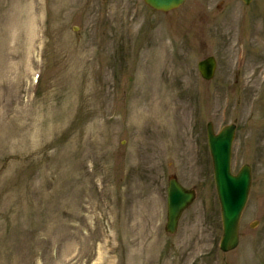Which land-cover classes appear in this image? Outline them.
<instances>
[{
  "label": "rangeland",
  "instance_id": "obj_1",
  "mask_svg": "<svg viewBox=\"0 0 264 264\" xmlns=\"http://www.w3.org/2000/svg\"><path fill=\"white\" fill-rule=\"evenodd\" d=\"M209 121L237 123L252 169L220 255ZM173 175L197 197L169 233ZM263 245L264 0H0V264H264Z\"/></svg>",
  "mask_w": 264,
  "mask_h": 264
},
{
  "label": "water",
  "instance_id": "obj_2",
  "mask_svg": "<svg viewBox=\"0 0 264 264\" xmlns=\"http://www.w3.org/2000/svg\"><path fill=\"white\" fill-rule=\"evenodd\" d=\"M185 0H145L156 10L169 11L178 7ZM250 2V0H245ZM216 61L210 56L199 63V69L207 79L214 74ZM209 141L214 156L217 188L222 204L224 221L223 248L228 250L238 242V222L241 211L247 200L251 173L250 167L245 165L238 175L230 172V151L233 137V126L226 127L219 135L213 132L209 123ZM194 192L183 187L176 179L170 181L168 197L167 229L175 231L183 209L194 199Z\"/></svg>",
  "mask_w": 264,
  "mask_h": 264
}]
</instances>
